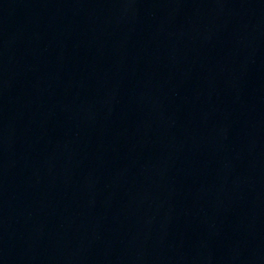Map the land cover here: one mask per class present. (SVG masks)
<instances>
[{"label":"water","instance_id":"obj_1","mask_svg":"<svg viewBox=\"0 0 264 264\" xmlns=\"http://www.w3.org/2000/svg\"><path fill=\"white\" fill-rule=\"evenodd\" d=\"M0 264H264V0H0Z\"/></svg>","mask_w":264,"mask_h":264}]
</instances>
